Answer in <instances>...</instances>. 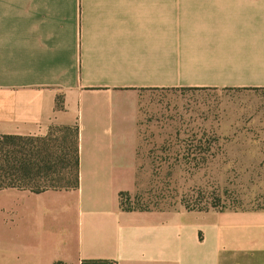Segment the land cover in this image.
<instances>
[{"label":"crops","instance_id":"crops-1","mask_svg":"<svg viewBox=\"0 0 264 264\" xmlns=\"http://www.w3.org/2000/svg\"><path fill=\"white\" fill-rule=\"evenodd\" d=\"M182 89L264 98V0H0V136L78 126L80 154L76 190H0V264H264V209L121 206L152 148L185 172Z\"/></svg>","mask_w":264,"mask_h":264},{"label":"rangeland","instance_id":"rangeland-1","mask_svg":"<svg viewBox=\"0 0 264 264\" xmlns=\"http://www.w3.org/2000/svg\"><path fill=\"white\" fill-rule=\"evenodd\" d=\"M182 91L188 94L186 105L192 113L185 172L182 166L181 173L164 172L162 166L169 170L175 157L162 158L154 154L160 148H152L150 172L141 173L144 177L137 179L136 189L124 195L125 205L143 210L185 209L186 199L210 196L214 210L264 209V123L257 129L250 124L258 108L263 116L264 98L237 90ZM234 117L242 122L232 124ZM179 149L183 155L184 148ZM167 150L176 153L178 148Z\"/></svg>","mask_w":264,"mask_h":264},{"label":"trees","instance_id":"trees-1","mask_svg":"<svg viewBox=\"0 0 264 264\" xmlns=\"http://www.w3.org/2000/svg\"><path fill=\"white\" fill-rule=\"evenodd\" d=\"M78 126H51L45 136H0V190L15 188L32 193L76 190L80 184ZM124 210H141L126 206ZM185 209L214 210V197L186 199ZM97 264L100 262H92ZM55 264H65L57 262Z\"/></svg>","mask_w":264,"mask_h":264}]
</instances>
